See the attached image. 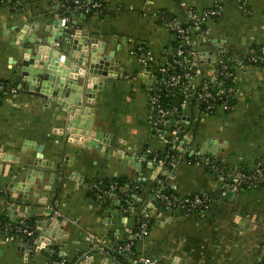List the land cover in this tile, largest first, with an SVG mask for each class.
Wrapping results in <instances>:
<instances>
[{
	"label": "crops",
	"instance_id": "obj_1",
	"mask_svg": "<svg viewBox=\"0 0 264 264\" xmlns=\"http://www.w3.org/2000/svg\"><path fill=\"white\" fill-rule=\"evenodd\" d=\"M105 2L103 15H79L73 23L67 20L70 28L106 42L105 53H114L115 59L121 61L114 68L116 77L105 81L103 91H97L93 104L87 106L94 116V129L100 128L106 140H110L112 147L105 146L104 152L81 148L77 136L66 137L63 108L20 88L24 86L17 62L22 51L15 44L17 36L22 29L35 27L38 33L57 19L66 20L59 5L52 0H24L19 10L0 5V80L18 84L20 90L0 103V191L7 190L16 203L11 216L14 221L34 219L38 227L47 215L63 218L61 227L68 248H59L58 254L70 264L89 250L88 242L96 249L111 251L117 243L129 239L134 226L133 212L123 213L119 198H113V207L100 213V207L86 189L87 180L126 177L150 182L155 164L149 156L165 149L151 131L148 106L152 67L174 40L159 22L158 13L165 11L183 22L187 8L209 9L219 3L221 15L206 24L204 36L196 38L199 53L214 52L216 56L224 49L227 53L246 56L254 46L264 49V0ZM243 7L250 14H244ZM139 46L152 53L153 60L147 67L136 54ZM202 72L205 76L212 75V63L206 62ZM235 82L238 91L230 113L217 111L212 116H202L195 124L197 112L186 110V126L192 131L193 147L202 150L212 140L221 152L215 158L207 154L202 165L181 162L175 174L165 180L181 196L210 195L212 204L203 217L189 218L179 213L153 216L151 231L138 244L137 253L157 264L261 263L264 186L232 191L206 167L222 162L230 169H253L264 163V66L238 69ZM38 146H43V160L53 162L55 170L62 172L60 178L55 177L48 198L44 182H37L39 194L33 189L27 192L10 189L18 181L16 175L21 168L36 160ZM117 151L126 157L118 158ZM135 151L148 162L139 175L137 169L126 163ZM45 177L47 180L50 173ZM134 207L133 204L132 210ZM25 247L20 241H7L0 235V264H50L53 252L48 255L47 249L36 251L35 248L28 252ZM105 252L95 254L91 264H118Z\"/></svg>",
	"mask_w": 264,
	"mask_h": 264
},
{
	"label": "built area",
	"instance_id": "obj_2",
	"mask_svg": "<svg viewBox=\"0 0 264 264\" xmlns=\"http://www.w3.org/2000/svg\"><path fill=\"white\" fill-rule=\"evenodd\" d=\"M54 4L63 9L66 20L75 22L79 15L89 17L103 15L106 12L105 0H52ZM21 0H0V5L19 10ZM221 6L215 3L209 9L187 8L183 22L170 17L165 11L157 15L159 22L164 25L173 37V43L162 52L161 59L152 67L151 91L148 95L150 110L149 124L154 136L165 145L162 152L152 156L155 164L154 177L157 181L156 193L150 199L142 197L134 200L130 198V189L112 182L102 187L100 184L85 183L86 189L96 201L108 199H124L134 210L138 208L136 230L130 233L129 241L124 244L117 243L108 253L118 252L121 256L130 258L131 264H157L155 261L137 253V246L147 239L157 213H179L189 218L203 217L211 208L212 197L205 193L179 195L170 193L167 188L166 178L173 173L177 166L183 162L188 165H202L201 149L193 147L192 131L186 126V110L191 108L197 112L195 124L201 117L212 116L217 111L230 113L238 91L235 77L238 69L257 63H264V49L257 51L250 49L246 56H238L221 51L212 60L213 74L205 76L202 72L204 59L199 53L196 38L206 34V24L221 15ZM242 12L250 14L243 7ZM139 61L147 67L153 60L152 53L139 46L136 50ZM5 88L0 86V91ZM16 89H11L10 94H16ZM5 96V97H6ZM179 97V105L169 102L171 97ZM194 126V125H193ZM177 152V154H173ZM193 152V155H189ZM193 158V159H192ZM258 165L251 169L252 173L235 171L228 177L219 169H215L216 177L224 182L232 181L230 190L239 191L242 187H257L264 184V170ZM221 173V174H220ZM16 203L10 198L7 190L0 191V212L7 215L10 222L0 223V235L7 241H20L24 246L29 245L37 237V224L30 226L27 219L12 220L13 206ZM133 210V211H134ZM131 211L130 213H132ZM123 208V213H128ZM16 223V224H13ZM92 237H89L91 240ZM33 246L31 251H33ZM136 253V254H135ZM136 255V256H135ZM61 257V256H60ZM53 264H66V260ZM260 264H264V256Z\"/></svg>",
	"mask_w": 264,
	"mask_h": 264
},
{
	"label": "water",
	"instance_id": "obj_3",
	"mask_svg": "<svg viewBox=\"0 0 264 264\" xmlns=\"http://www.w3.org/2000/svg\"><path fill=\"white\" fill-rule=\"evenodd\" d=\"M37 31L35 27L22 29L15 41L22 51L17 62L21 67L24 86L20 88L27 90L32 96L61 106L64 116L63 133L68 138L77 136L81 148L90 147L99 152H104L105 146L111 148L110 140H106L101 129H94V116L87 106L93 104L97 91H103L105 81L116 77L114 68L121 61L115 59L114 53H105L106 42L70 28L65 19H57L43 31L38 33ZM221 51L224 49L219 50ZM201 55L204 63H212L215 58L214 52ZM26 87L28 89H25ZM29 147H32L31 143ZM35 149L36 160L32 165L21 168L16 175L18 181L13 182L10 189L14 192H27L33 189L35 194H39L37 182H44L48 198L55 177L58 175L60 178L62 172L55 170L53 162L43 160V146ZM218 152L221 151L215 147V141L210 140L203 145L202 160L206 159L207 154L215 158ZM133 153L126 163L137 169L139 175L148 165L147 158H140L136 151ZM189 155H193V152ZM117 157L122 159L126 154L117 151ZM46 173H50L47 180ZM171 174L173 176L175 173ZM152 180H155V177H152ZM140 182L144 183L147 180L141 179ZM62 221L63 218L59 215H47L46 220L39 223L37 229L39 236L32 244L26 245L27 251L30 252L32 246L36 251L47 249L48 253H51L54 246L67 249L68 243L61 227ZM87 245L89 250L83 251L74 264H91L95 254L105 252L94 248L92 243L88 242ZM105 253L111 257L107 251Z\"/></svg>",
	"mask_w": 264,
	"mask_h": 264
},
{
	"label": "trees",
	"instance_id": "obj_4",
	"mask_svg": "<svg viewBox=\"0 0 264 264\" xmlns=\"http://www.w3.org/2000/svg\"><path fill=\"white\" fill-rule=\"evenodd\" d=\"M22 3L24 0H21ZM60 12L64 15L63 13V9L60 8ZM171 17V16H170ZM251 49L253 50H257V51H262L263 47H258V46H254L252 47ZM254 66H264V63H257L255 64ZM0 86H3L5 88L4 91H0V103L1 101L5 98V96L7 94H10V90L11 89H16L17 92H19V88H18V84L16 85H11L3 80H0ZM180 100L179 97H171L169 99V102L173 105H179L180 103ZM233 104L235 105V101L233 102ZM173 154H177V152H173ZM193 159V158H192ZM207 169H210L211 171L213 170L214 174L216 175V171L215 169H219L221 171V173L225 176H229L231 173H234L235 171H241V172H244V173H252L253 170H251L250 168L248 167H240V168H237V169H230L227 165H225V163H222V162H215L214 164L212 165H207L206 166ZM262 170H264V163H261L260 166H259ZM220 173V174H221ZM88 183H93V182H96L98 184H100L102 187L108 185L109 183H112V182H118L120 185H124V186H127L129 189H130V198L131 200H134L136 198H144V199H150L151 197H153L156 193V188H157V181L155 180H152V181H148V182H140V181H137V180H129L127 179L126 177H119V178H111V179H104V180H87ZM227 185H230L231 183H233L232 181H228V182H225ZM264 186V184H261L257 187H262ZM248 188H252V187H248V186H244L242 187L239 191L241 190H245V189H248ZM167 190L170 192V193H176L175 190H173L172 188L168 187ZM177 194V193H176ZM95 200V198H93ZM121 206H120V209H123V208H126L128 209V211H133L131 206H129L126 202H124V199H121ZM95 203L98 205V207H100V213H104V211L106 210H109L111 209L113 206L112 204L114 203L112 199H108L106 201H96L95 200ZM138 211V208H136L134 211H133V223L136 222L137 220V216H135V214H137L136 212ZM7 222H10V219L8 218L7 215H0V223L2 224H5ZM28 224L30 226H34L36 225V221L33 219V220H28L27 221ZM13 224H16V223H13ZM137 228V225L136 223H134V226H133V230H136ZM127 241H129V239H125L121 242H119V245L120 244H124L126 243ZM29 244H32V241L29 242ZM58 250H59V247L58 246H54L51 250V252H53L54 254L51 256L49 253L48 255H50V264H53L54 262H60L62 260H65L63 257H60L59 254H58ZM136 254V253H135ZM111 257L118 263V264H131V261L129 260L130 258H134V255H130L129 258H125L123 256H121L118 252H114L113 254H111ZM136 256V255H135ZM66 264H70V263H67L66 261Z\"/></svg>",
	"mask_w": 264,
	"mask_h": 264
}]
</instances>
